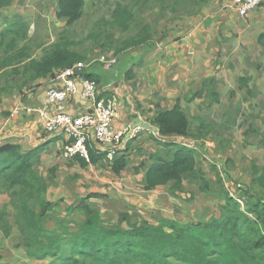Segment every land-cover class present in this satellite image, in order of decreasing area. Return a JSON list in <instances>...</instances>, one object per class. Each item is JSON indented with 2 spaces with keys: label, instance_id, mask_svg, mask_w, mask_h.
Wrapping results in <instances>:
<instances>
[{
  "label": "trees",
  "instance_id": "trees-1",
  "mask_svg": "<svg viewBox=\"0 0 264 264\" xmlns=\"http://www.w3.org/2000/svg\"><path fill=\"white\" fill-rule=\"evenodd\" d=\"M13 1L0 0V8ZM56 1L57 18L65 19L68 25L80 19L83 0ZM111 15L110 22L121 31H127L134 19L130 8L120 3L116 4ZM19 18L16 17L8 26L9 42L5 33L0 32V72L9 70L13 74H22L24 84L87 59L84 53L73 49L78 43L64 35L45 49L40 59L33 58L27 45L16 47L18 39L27 38L28 25ZM88 37L97 43L100 32ZM151 37L149 25H141L137 33L124 40L116 52L142 45ZM257 42L264 49V32L258 35ZM101 47L104 48L105 44ZM98 64H93L90 69H96ZM93 70L84 71V75L99 83L101 76ZM132 76L131 71L126 72V77ZM238 81L240 87L247 85L243 76ZM7 91L5 85L0 86V100L2 93ZM201 93L200 90L193 96ZM213 96L218 101L216 91H213ZM153 122L162 136L176 135L198 140L206 135V127L202 124L196 132L191 130L189 117L179 100L170 108L158 110ZM159 144L175 146V150L168 157L150 155L152 164L144 174L143 189L153 190L170 183V193L176 195L185 190L183 182L188 179L196 183L200 191L215 192L223 201L218 216L197 222L159 218L156 223H151L143 218L132 222L131 215L124 212L114 222L101 217L90 201L97 195L89 194L66 209V216L74 214L81 219L75 223V230L65 235L60 229L70 219L51 216L54 204L45 196L53 183L55 168H50L46 177L37 173L45 145L26 151L20 144L9 142L0 145V194H6L9 200L7 205L0 206V232L8 237L16 225L19 244L26 249L27 255L37 260L52 258L49 264H264V194L259 195L241 185L238 188L240 195L235 197L225 188L218 173L217 186L205 177L197 164V150L193 146L172 141ZM128 147L109 160V166L116 175L128 164ZM88 156V161L79 155L73 158L82 167L106 160L105 153L96 154L89 147ZM255 173L252 180L264 190V169L260 173L255 170ZM192 196L193 193L188 200ZM241 198L244 199L243 205L239 201ZM8 207L12 208V214L8 212ZM51 219L54 220V228L46 225Z\"/></svg>",
  "mask_w": 264,
  "mask_h": 264
},
{
  "label": "rangeland",
  "instance_id": "rangeland-1",
  "mask_svg": "<svg viewBox=\"0 0 264 264\" xmlns=\"http://www.w3.org/2000/svg\"><path fill=\"white\" fill-rule=\"evenodd\" d=\"M172 1L83 0L80 19L68 25L65 19L56 17V0H14L10 5L0 8V32L5 33L6 41L9 42L11 35L8 33V26L16 17H20L28 25L27 38L18 39L16 47L27 45L33 58H40L45 49L64 35L78 43L73 49L87 56L85 61L91 63L89 67L95 63L103 65L98 60L101 55L115 56L116 62L110 68L122 63L121 66H115L122 76L128 67L125 60L130 58L132 50H116L124 40L137 33L146 18L152 22L149 28L157 36L158 31L162 30L158 27V21H164V16L170 13L192 15L204 3V0H175L174 4ZM117 3L126 5L133 12L134 19L127 31H121L110 22ZM98 32L100 40L94 43L88 35ZM166 32L167 30L163 33ZM229 32L230 37H222V42H228L231 38L232 43H229L222 54H215L210 58V69L195 70V75L199 78L195 80L196 91L191 96H182V108L189 117L191 130L196 132L202 124L206 127V135L198 140L189 137L178 142L197 150V164L213 186H217L218 173L225 188L235 197H239L238 188L241 185L263 195L264 190L252 179L256 175L255 170L260 173L264 169V49L257 42L258 35L264 32V4L247 17L236 20ZM103 44L104 48L101 47ZM99 68L103 69L102 66ZM19 75L24 77L9 70L0 72V86L5 83L11 86L12 79ZM241 76L247 79L246 86H239ZM200 90L201 95L193 96ZM213 91L218 93V101L214 100ZM190 97L192 98L189 99ZM154 140L158 143L154 144L155 147L160 148L159 142L155 138ZM172 150H175V146L168 150L156 149L155 152L160 151L156 154L168 157ZM150 151L138 150V155L149 162L152 159ZM183 184L185 190L176 195L170 193V183L144 193L145 197H141L144 201L141 213L128 208L130 219L134 222L143 218L151 223H156L159 218L197 222L220 214L223 201L215 192H202L196 183L188 179ZM191 193L193 196L188 200ZM8 201L6 194H0V205H7ZM239 201L243 205L244 199ZM97 203L104 205L99 200ZM9 212L13 213L12 208ZM51 216L57 217L56 214ZM11 220L14 222L12 217ZM14 227V232L8 237L0 233V241H19V230L16 225Z\"/></svg>",
  "mask_w": 264,
  "mask_h": 264
},
{
  "label": "crops",
  "instance_id": "crops-1",
  "mask_svg": "<svg viewBox=\"0 0 264 264\" xmlns=\"http://www.w3.org/2000/svg\"><path fill=\"white\" fill-rule=\"evenodd\" d=\"M232 3L233 0H204L192 15L170 13L164 16V21H158V27L162 28L158 31L159 35L155 36L154 30H150L152 37L149 41L128 49V52L132 51L129 53L130 58L125 60L128 67L122 76L115 67L120 64L105 68L99 63L103 69L95 65L94 70L101 76L97 83L101 96H115L118 99L120 117L114 121V128L140 126L136 136L128 140L121 150L129 146L126 150L128 164L118 175L111 170L108 159L82 167L75 158L62 157L61 150L68 142V137L49 134L42 128L36 110L46 107L49 114L54 112V106L46 102V93L49 88L60 85L56 77L59 69L24 84V77L20 75L12 79L11 86L4 84L9 91L3 92L0 100V145L18 143L26 151L45 145L37 173L46 177L49 169L55 168L53 183L49 185L45 196L54 204L52 214L71 221L60 229L63 234H71L75 230V223L81 219L79 215L66 216V209L89 194L97 195L90 201L97 204L104 219L115 222L120 213H128V208L141 213V205L144 204L141 197L153 191L143 189L144 174L152 164V159L149 162L142 160L138 150H151L149 154L152 155L160 152H155L156 149L172 147L160 145V148H156L154 138L159 142H178L182 138H189L158 134L153 119L158 110L170 108L178 100L182 106V96H191L196 91L195 80L199 78L195 70L210 69V58L222 54L232 43L231 38L228 42H222V37L229 38V31L236 20L245 18L237 14ZM144 24L152 22L146 18ZM165 30L166 34L163 33ZM91 69L87 67L85 71ZM127 71L133 74L131 78L126 77ZM25 107L31 111L25 110ZM64 108L68 113L83 112L87 109V102L74 95L65 102ZM87 145L96 154L103 148L94 139L88 141ZM98 200L104 205L98 204ZM7 209L9 212L10 207ZM46 225L54 228V220L46 222ZM14 230L13 226L11 233ZM19 242L0 241V264H49L52 261V258L37 260L28 256Z\"/></svg>",
  "mask_w": 264,
  "mask_h": 264
},
{
  "label": "built area",
  "instance_id": "built-area-1",
  "mask_svg": "<svg viewBox=\"0 0 264 264\" xmlns=\"http://www.w3.org/2000/svg\"><path fill=\"white\" fill-rule=\"evenodd\" d=\"M261 4H264V0H233L232 3L240 17H246ZM98 60L110 68L115 64L116 57L101 55ZM90 64L88 61H79L61 69L56 76L60 85L49 88L46 93V102L54 106V112L49 114L46 107L36 112L45 132L68 137V142L61 150L62 157L71 159L79 155L88 161L87 143L94 139L103 146L100 152L105 153L106 159L112 160L125 143L136 136L140 126L114 128V121L120 117L118 99L115 96H101L97 83L84 75ZM74 95L87 102L85 111H65V102ZM25 108L31 111L29 107Z\"/></svg>",
  "mask_w": 264,
  "mask_h": 264
}]
</instances>
